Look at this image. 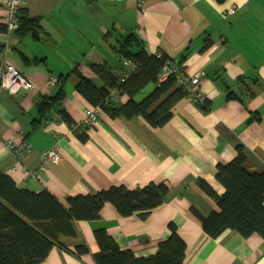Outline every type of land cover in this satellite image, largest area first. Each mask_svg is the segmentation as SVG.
Wrapping results in <instances>:
<instances>
[{
	"label": "crops",
	"instance_id": "1",
	"mask_svg": "<svg viewBox=\"0 0 264 264\" xmlns=\"http://www.w3.org/2000/svg\"><path fill=\"white\" fill-rule=\"evenodd\" d=\"M24 1L22 15L39 19L35 30L18 33L19 23L8 31L6 12L0 9V171L20 189L48 190L66 206L69 196L95 194L112 185L136 189L163 181L169 188L164 203L146 217L123 216L105 203L97 220L75 222L76 235L61 236L66 247L54 245L42 264H96L97 229L107 230L121 249L152 256L169 236L170 223L186 243V264H264L262 235L226 230L211 237L198 215L220 210L199 180L223 194L218 165L232 161L239 146L247 171L264 170V0ZM132 32L149 54L166 53L174 64L185 55L180 66L189 78L199 75V82L176 103L164 126L103 109L89 124L90 103L76 90L73 71L78 67L99 87L104 83L91 63L128 76L136 66L121 61L114 47ZM5 61L13 62L33 89L16 94L3 90ZM65 74H70L65 98L34 128L39 100L54 95L59 86L49 83L50 77L58 81ZM155 87L147 84L133 99L141 101ZM229 92L238 97L228 99ZM129 99L111 89L115 106ZM25 140L31 148L21 159L7 148L8 141ZM52 147L62 155L57 163L40 156ZM84 242L90 252L77 256L74 248Z\"/></svg>",
	"mask_w": 264,
	"mask_h": 264
},
{
	"label": "trees",
	"instance_id": "2",
	"mask_svg": "<svg viewBox=\"0 0 264 264\" xmlns=\"http://www.w3.org/2000/svg\"><path fill=\"white\" fill-rule=\"evenodd\" d=\"M38 25V18L21 15L18 33H22L23 28L25 31L35 30ZM114 49L121 61L132 62L136 69L122 80L106 64L91 63V68L104 83L99 87L77 67L73 71L78 77L76 90L90 103L89 107H100L112 116H142L152 127L166 125L173 115V107L190 93L173 74L160 80L169 56L166 53L149 54L133 32L125 35ZM185 59L183 55L177 65ZM69 76L60 75L57 92L41 97L39 118L33 120L34 128L62 103ZM149 83H155V89L141 101H135L133 96ZM113 88L129 95L130 99L115 106L110 100ZM237 97L233 92L227 94L228 99ZM60 111L63 119L72 126L74 123L68 113L64 109ZM80 136L84 140L85 132ZM237 150L232 161L218 165L216 178L225 187L223 194H218L203 179L199 180L220 210H213L207 216L198 215L205 232L211 237H218L226 230L237 231L243 236L258 233L264 237V170L247 171L243 166L246 154L241 146ZM168 194L169 188L163 181L136 189L112 185L95 194L69 196L66 206L48 190L20 189L8 174L0 171V264H42L54 245L66 247L61 243V236L76 235L75 222L97 220L105 203L113 204L123 216L137 213L146 217L164 203ZM169 228L170 234L159 242L157 253L148 257H138L131 249H121L107 230L97 229L95 238L99 251L93 254L94 261L96 264H186V243L174 223H170ZM89 252V246L84 242L75 246L73 253L80 256Z\"/></svg>",
	"mask_w": 264,
	"mask_h": 264
},
{
	"label": "built area",
	"instance_id": "3",
	"mask_svg": "<svg viewBox=\"0 0 264 264\" xmlns=\"http://www.w3.org/2000/svg\"><path fill=\"white\" fill-rule=\"evenodd\" d=\"M24 2V0H0V9L6 12L5 25L8 31H14L18 28ZM230 12H235V8L231 9ZM170 74H173L177 82L184 86L189 92H192L193 87L199 82V75L189 78L183 67L172 63L169 59L164 62L159 78L160 80H165ZM125 78L126 76H123L121 79L124 80ZM56 82L57 78L53 76L50 77L49 83L53 84ZM33 87L34 84L13 62L5 61L4 69L1 73V88L3 90L11 94H16L22 90H31ZM100 112V107L87 108V122L91 124L97 121ZM6 145L7 148L20 159L23 158L26 152L31 148V144L27 140L21 143L8 141ZM40 156L42 159H49L56 163L62 159V155L56 147L41 151Z\"/></svg>",
	"mask_w": 264,
	"mask_h": 264
}]
</instances>
